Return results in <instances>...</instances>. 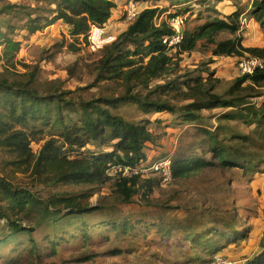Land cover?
<instances>
[{
    "label": "trees",
    "instance_id": "trees-1",
    "mask_svg": "<svg viewBox=\"0 0 264 264\" xmlns=\"http://www.w3.org/2000/svg\"><path fill=\"white\" fill-rule=\"evenodd\" d=\"M44 3L47 5L41 8L2 3L0 0V45H4L3 55L8 61L16 57L22 46V41L14 37L18 30L33 34L62 19L70 26L72 36L83 35L84 42H87L91 26L107 23L116 8L115 0H45ZM46 11L54 16L45 14ZM252 12L255 19L263 24L264 0L254 1ZM239 13L234 12L227 19H204L193 28L184 29L179 44L169 46L163 40L173 35L174 29L166 20L157 23L158 8L142 9L125 31L100 50L96 80L118 81L124 87V92L119 95L76 99L65 97L67 92L60 90L43 93L35 85L37 69L29 73L26 81L1 77L0 150L9 152L13 165L18 169L25 172L32 170L37 179L45 182L101 185L110 179V168L134 166L146 160V145L155 142V135L149 128L152 120L127 119L116 111L123 103H135L146 112H169L179 119L198 124L204 121V109H230L219 114L218 120L229 122L240 119L264 127V107L248 100L251 96L248 93L255 85H264V66L257 68L253 74H242L236 78L226 93L217 92L221 80L208 68H204L208 73L206 77L197 75L185 81L169 77L174 66L178 65L170 51L177 48L179 54L192 52L205 39L214 45L212 54L215 56L248 54L264 60V47L244 46L239 36L223 40L216 38L220 31L230 30L235 34L240 29ZM176 16L180 14L172 17ZM69 45L78 50L76 42ZM159 78L164 79V82L151 85L153 80ZM247 81L250 83L245 84ZM139 86H143L145 92L138 90ZM38 124L49 127L52 133L35 152L32 142L43 140V130L37 128ZM203 131L208 137V151L218 160L216 163L255 170L258 164L264 162V156L257 158L243 150V145L249 143L251 137L234 132L229 125L222 123L215 131L207 128ZM222 132L229 135L221 136ZM87 146H93V150L81 151ZM74 152H77L76 156L72 154ZM211 163L215 161L209 162L204 157L177 156L172 161L173 178L190 175ZM140 181V176H116V193L121 202H130L139 193ZM142 186L147 187L148 191L152 190L150 180H145ZM81 197L53 195L45 200L26 187L16 186L0 178V219L5 220L0 244L23 233L27 234L31 242L30 252L39 256L42 254L38 240L34 237V232L39 228L23 225L18 218L28 213L40 215V227L52 225L53 231L47 234L46 239L53 254L57 247L68 243L70 236L75 235L76 230H66L68 226L78 225L76 228L82 231V237L91 239L87 214L101 210L104 206L83 204ZM119 221L107 224H111L115 231L122 228L123 232H127L131 228L127 219ZM239 227L227 231L210 229L187 232L184 238L197 251L195 257L188 255L189 258L207 263L211 255L246 237L244 228L241 230ZM121 251L120 248L114 250L115 253ZM92 257L84 256L80 261ZM245 264H264V246Z\"/></svg>",
    "mask_w": 264,
    "mask_h": 264
},
{
    "label": "rangeland",
    "instance_id": "rangeland-1",
    "mask_svg": "<svg viewBox=\"0 0 264 264\" xmlns=\"http://www.w3.org/2000/svg\"><path fill=\"white\" fill-rule=\"evenodd\" d=\"M44 1L2 0V3L12 2L42 8L47 5ZM129 1L115 0L116 8L107 22V31L116 38L131 22L124 14ZM135 1L141 10L159 9L157 23L180 14L185 30L209 17L227 19L228 15L240 12V29L235 34L230 30L220 31L216 38L223 40L239 36L244 46L264 47V23L258 22L252 12L254 1L257 0ZM200 2L204 4L200 5ZM45 14L54 16L47 11ZM14 37L22 41V46L12 61H8L3 55L4 45H0V78L26 81L29 73L37 69L35 85L43 93L60 90L67 92V98L91 99L124 92V87L118 81L96 80L101 51L92 52L88 42H84L83 35L72 36L70 26L62 19L33 34L18 30ZM72 42H76L78 50L70 47ZM213 47L205 39L192 52L179 54L177 48H173L170 54L175 56L174 60L178 61V65L174 66L169 77H178L181 81L197 75L206 77L208 73L204 68H208L221 80L217 92L226 93L236 78L242 75L240 65L248 54L215 56L212 54ZM147 60L148 58L145 59ZM163 82L164 79L159 78L153 80L151 85ZM249 83L247 81L245 84ZM137 89L145 92L143 86ZM248 94H251L248 100L252 104L264 107V85H255ZM225 110L230 109H204V121L198 124L179 119L169 112H146L135 103L120 105L116 111L127 119L152 120L149 128L155 135V142L147 143V159L141 162H153L165 156H171L172 159L177 156L204 157L209 162L215 161L190 175L173 178L168 182L155 173L140 176V191L128 203L121 202L117 196L115 182L118 175H111L101 185L45 182L37 179L32 170L25 172L18 169L13 165L9 152L0 150V178L9 180L16 186L26 187L45 200L53 195H82L80 201L83 204L104 206L101 210L87 214V228L91 239L85 240L82 237V231L76 228L78 225L68 226L66 230H76V233L74 236L69 235V242L62 243L54 254L46 239L47 234L53 231L52 225L44 224L40 227V215L37 213L19 216L23 225L39 228L34 232V237L38 240L42 254L39 256L30 252L31 242L27 234L22 233L0 244V264H213L216 256H222L226 264H245L264 246V162L258 164L255 170L216 163L218 160L208 151V137L203 130L207 128L215 131L217 126L225 123L234 132L251 137V141L243 145L245 152L263 158L264 127L240 119L219 121L217 117ZM157 119L161 121L156 122ZM37 128L43 130V140L32 142L35 152L39 151L52 133L47 126L38 124ZM226 134L222 132L221 136ZM92 148L93 146H87L81 151H91ZM72 154L76 156L77 152ZM145 180L151 181L152 190L148 191L147 187L142 186ZM122 219H127L131 225L127 232H123L121 226L120 231H115L111 224H107ZM4 222L5 220L0 219V236ZM238 226L241 230L244 228L246 237L231 243L216 255H211L207 263L193 258L197 251L184 238L187 232L210 229L227 231ZM117 248L122 251L115 253ZM88 255L93 257L80 261V258ZM188 255L193 257L189 258Z\"/></svg>",
    "mask_w": 264,
    "mask_h": 264
},
{
    "label": "built area",
    "instance_id": "built-area-1",
    "mask_svg": "<svg viewBox=\"0 0 264 264\" xmlns=\"http://www.w3.org/2000/svg\"><path fill=\"white\" fill-rule=\"evenodd\" d=\"M141 9L135 0H130L125 6L124 14L129 21L134 20ZM174 29L175 33L171 36L164 37V42L169 46H176L183 38V18L176 16L166 20ZM106 23L104 25L93 24L88 33V46L92 52H98L105 46L111 44L116 36L109 34ZM242 74H253L257 68L264 66V60L260 57L247 56L240 65ZM172 157L165 156L153 162H140L134 166L112 167L108 170L109 175H121L122 177L144 176L150 173H155L159 178L168 182L173 179L172 172ZM222 256H216L213 264H226ZM229 264V263H228Z\"/></svg>",
    "mask_w": 264,
    "mask_h": 264
},
{
    "label": "crops",
    "instance_id": "crops-1",
    "mask_svg": "<svg viewBox=\"0 0 264 264\" xmlns=\"http://www.w3.org/2000/svg\"><path fill=\"white\" fill-rule=\"evenodd\" d=\"M106 25H107V23H106ZM108 26V25H107Z\"/></svg>",
    "mask_w": 264,
    "mask_h": 264
}]
</instances>
